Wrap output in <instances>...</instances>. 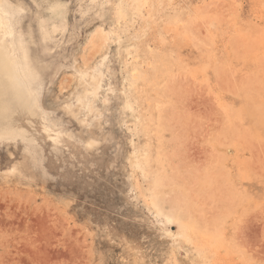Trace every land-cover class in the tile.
<instances>
[{
	"label": "rangeland",
	"instance_id": "obj_1",
	"mask_svg": "<svg viewBox=\"0 0 264 264\" xmlns=\"http://www.w3.org/2000/svg\"><path fill=\"white\" fill-rule=\"evenodd\" d=\"M0 11V264H264V0Z\"/></svg>",
	"mask_w": 264,
	"mask_h": 264
},
{
	"label": "bare ground",
	"instance_id": "obj_2",
	"mask_svg": "<svg viewBox=\"0 0 264 264\" xmlns=\"http://www.w3.org/2000/svg\"><path fill=\"white\" fill-rule=\"evenodd\" d=\"M10 35V17L5 16L4 13L0 11V74L11 78L17 85L24 87L27 90L20 72V66L18 65L17 59L13 56L14 51L12 48L11 50H8L4 44L6 43V37ZM10 43L12 44V42Z\"/></svg>",
	"mask_w": 264,
	"mask_h": 264
}]
</instances>
